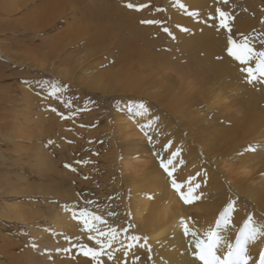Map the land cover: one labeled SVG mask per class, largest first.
<instances>
[{
	"label": "bare ground",
	"instance_id": "obj_1",
	"mask_svg": "<svg viewBox=\"0 0 264 264\" xmlns=\"http://www.w3.org/2000/svg\"><path fill=\"white\" fill-rule=\"evenodd\" d=\"M31 1L0 0V20L10 17L18 8H23V13L26 14L27 11L35 9L34 13H31L35 16L31 24L27 25L18 19L11 21L14 28L15 25L17 27L23 25L20 27L23 30L21 35L24 37L32 34L34 39L31 42L32 48L19 56V64H30L32 70L37 72L32 75L33 82L1 83L0 80V104L6 108H21L15 115L0 112V130L6 135L5 138L12 142L19 156L28 159L39 176L45 177L39 185L40 187L43 185V193L51 191L52 174L61 179L65 178L62 174L64 167L62 161L55 162L53 156H50L51 149L45 147L47 137L57 134L59 139L63 140L62 138L67 135L63 132V124L58 123L49 110L55 109V113L61 111L62 114L66 111V116L72 111L76 123L79 122V125L87 128L91 126L92 119L77 111L82 104L66 102V96L68 98L69 96L53 85L51 79H39L41 73L73 84L91 95L119 98L117 107L109 110L112 122L115 123L113 125L111 122L108 128L111 131L110 141L113 146H110L102 157L104 160L109 158L116 163L115 165L121 166L120 178L126 190L124 203L133 217L139 237L134 245L145 251L146 264H202L193 255L195 238L191 233L195 232L203 238L208 229L216 228L219 214L230 201L235 202V198H239L241 202L234 203L233 215L229 217L231 222L226 227L221 225L220 228L221 234L228 241L235 243L239 229L249 214L257 224L264 225V80L248 83L246 76L244 78L240 76L246 90L243 91L241 88L239 90V85L234 87L237 90H228L234 86L229 85H237V82H240L237 81L240 79L238 75L241 74L238 68L243 66L228 55V36L231 35L237 41L241 38L235 35L236 32L220 33L221 35L218 33L221 44L213 38L209 15L213 10L211 3H207L206 0H178L180 5H183V10L178 7V2L172 6L166 4L164 7L165 21L176 42L182 44L187 37H190L189 40L192 38L189 44L197 54L195 58H199L200 65L208 71H202L200 77L193 72V76L189 75L188 79H183L179 77L180 75L177 77L166 73L168 67H165L164 57L150 49L156 42L155 37H152L153 30L150 31L151 37H145L138 27L139 30L128 37L120 35L114 39L115 36L107 34V25H102L103 19L99 21L101 25L98 33L84 23L76 30L69 24L67 15L73 13L76 0H35L34 3ZM98 1L115 14L129 18L156 13L158 7L155 0H150L152 1L150 5L146 4L148 2L146 0ZM129 2L147 6L139 10L128 9L126 4ZM85 13L93 18L90 11ZM192 17H197L198 23L202 22L204 34H201L202 30L200 32L191 30V26H188L192 22L190 21ZM119 22L120 20L117 23ZM56 23H59L57 27L65 25L73 30L64 35L59 34L60 32L52 33ZM127 24L130 25V22ZM2 27L7 28L4 25ZM130 28L126 27L129 30ZM159 38L160 36L156 38L159 40L156 42L157 46H160ZM79 44L82 46H77ZM6 52L0 49V55L6 56ZM106 60L110 61L111 66L118 65L117 70L110 68ZM249 65L255 66V63L251 61ZM236 69L240 73L237 76ZM26 87L29 90L33 88L35 96H32ZM54 88L59 89L58 93L50 95ZM250 88L254 90L252 93ZM68 90L72 89L68 87ZM232 91L235 94H231ZM243 95L249 100H245V96L243 99ZM62 100L64 102H61ZM59 103L63 105L62 108ZM141 103L145 105V109L140 108ZM201 105L207 106L209 112L206 116L200 115L198 108ZM7 118H10V121ZM81 132L82 138L86 135L88 140L95 139L97 135L95 132L82 129ZM56 140L57 137L52 142L54 147ZM169 142L170 146L165 149ZM93 144H97V141ZM177 150L178 155L173 159V166L176 169L174 176L178 181L193 177L192 183L200 185L194 193L199 199L190 203H185L180 193L171 186L169 176L160 165L161 159L166 160ZM60 157H63L62 154ZM106 163L104 161V166ZM74 175H71L72 179L80 182L79 177ZM105 176L102 182L97 183L99 186L95 189L102 191L108 187L109 175ZM186 188L187 185L185 191ZM90 189L92 192L95 190L92 187ZM92 194L94 193H89ZM95 215L99 216L96 213ZM34 217L42 219L43 215ZM182 219L190 229L187 235L183 231ZM92 224L100 231L107 229V233L111 235V227L106 225L103 218L101 221L92 220ZM57 226V230L62 231L61 235L66 236L65 242L58 241V244H55L50 238L51 235H45L34 240L33 248L27 246L19 253L12 240L1 238L0 264L137 263L135 248L130 246L128 250L123 248L126 246L123 239V242L118 241L122 245L119 246V243L113 242L112 239L103 237L105 245L108 240H111V244L103 247L99 256L94 258L93 255L90 257L89 254H85L87 248L84 240L90 239L85 229L73 222L62 224L61 228L59 224ZM91 233L97 236L94 231ZM100 249L101 245L97 244L96 250ZM226 250V247H222L219 254ZM248 250L253 257L250 264H255L260 251L264 250V236L250 241Z\"/></svg>",
	"mask_w": 264,
	"mask_h": 264
},
{
	"label": "rangeland",
	"instance_id": "obj_2",
	"mask_svg": "<svg viewBox=\"0 0 264 264\" xmlns=\"http://www.w3.org/2000/svg\"><path fill=\"white\" fill-rule=\"evenodd\" d=\"M33 1L35 0H32L31 3H34ZM146 1H148L146 3L147 5L148 4L150 5L152 3V1L150 0H146ZM175 2H178V7L180 8V10H183L178 0H155V4L158 6L156 8V13L151 12L150 14H148V16H136V18L134 16H130L129 18L125 16L121 17L115 14L113 11L108 10L105 7V5L99 4L101 2L98 0H90V1L76 0L74 9H72L73 13H68L67 15H69L68 16L70 21L69 24H71L73 29L75 27L76 30H79V28L84 23L86 25H90L95 31V33H98L100 30L98 28L100 27L101 25L100 23L102 22V25L103 24L104 26L107 25L106 26V28L108 29L107 34H112L113 36H115L114 39L119 38L120 35L128 37V35L132 34L136 30H139V28L142 34L144 33L145 37H151L150 31L153 30L152 37L153 38L155 37V41L157 42L159 40H157L156 38L160 36L159 39L161 40L162 44L160 42V46L159 45L157 46L155 42L154 44H152L150 49L153 52L157 51L162 54V56L164 57L163 60L165 62V67H168L166 73L174 74L177 77L178 75H180L179 77L181 78L183 77V79H186L189 75L193 76V72H194L195 73L194 75H198L200 77L202 71H207V70H205L204 67L200 65L199 58H195L197 54L194 52L193 47L189 44V42L190 43L192 42L191 40L192 38L189 40L190 37H187L185 40H183L184 42H182V44L177 43L175 37L169 31L170 27L165 21L164 7L166 6V4L172 6ZM206 2L211 3L210 5H213L212 13L211 12H209L211 14L208 13L211 17L210 24H212L210 29H212L211 33L213 34V38H215L216 41L219 42V44H221V41L220 39H218L219 37L218 33L223 34L228 31L224 28L218 27L219 15L217 9H220L230 14L231 18L229 20V24L232 30L231 33L235 34L236 32L235 35L240 36V38H242V36H247L249 37L250 42L254 45V47L257 50L264 49V0H212V1L206 0ZM138 5H142V3L141 4L139 3ZM147 5H145V7ZM100 7L102 8V11ZM128 9L135 10V8H128ZM34 11L35 9H31L27 11L26 14L23 13L24 12L23 8L20 9L18 8L15 12H13L14 14L12 13L10 15V17L7 16L0 20V49L3 50L4 52L7 51L6 56L0 55L1 83L10 82V81L17 82L18 84H23V81L25 83L33 82V76L37 72H34L32 70L33 67L30 64H23V63L19 64V60H20L19 56L23 52H28L31 50L33 45L31 44V42H33L34 40L32 38L33 36L32 34H28L29 36L27 35L25 37L24 35H21V33L23 32L21 27H23V25H19V27L15 25L14 28L13 26L14 23H12V21H16L17 19L23 20L25 23H27V25H29L34 20L35 16L31 15V13H34ZM89 11L92 14L93 18H91L90 16L88 17V14L85 13ZM28 12H30V14ZM110 12L112 16L109 15ZM108 16H110L112 19ZM131 17H133V19ZM154 19L155 21H159V20L162 21L153 24L141 23V21H145V20L154 21ZM196 19L198 20L197 17H192L190 20L192 22H190L188 26H191V30L195 29L196 31L199 32L202 30L203 32L201 31V34H204L205 29H203L204 26L202 22L198 23ZM119 20L120 22L118 24L117 22ZM128 22H130V25L127 24ZM59 23L61 24V21ZM59 23H56V27L54 26L55 28H53L54 30L52 31V33L60 32L59 34L64 35V34H69V31L73 30L67 28V26L65 27V25L64 26L61 25L60 27H57ZM108 23L110 24L108 25ZM2 25H4L7 28L4 29ZM213 25H215V27ZM113 26L115 29L113 28ZM123 26H125V28ZM126 27L129 28L131 27V28L129 30L126 29ZM136 27L137 29H135ZM165 28H167L168 31H164ZM123 30L124 32L125 31L126 32L124 33ZM77 46L80 47L82 45L79 44ZM159 47H162V49L160 50ZM194 61L195 63H193ZM253 62L255 63V61ZM106 63H109L110 64L109 66H111L109 60H106ZM248 66L255 67L254 65H243L240 68H238L239 71H241V74L238 72V69H236L237 70L235 71L236 76L238 74H240L238 75L239 78L240 76L243 78L247 76V73L242 71L241 68ZM110 68L117 70L118 65H113ZM243 78L238 79L236 77V80L238 79L237 81L240 82H237L238 83L237 85L236 84L229 85V86H233V85L234 86L229 87L228 90L231 89L237 90V88L234 87L240 86L238 89L240 90L241 88L243 89V91H245L246 89L243 87L245 83L241 82L243 81L242 80ZM39 79L41 80L51 79L53 81V85L59 87L62 93H65L69 96V98L66 96L67 98L66 102L69 103L72 102V104L75 103L76 105L82 104V107L80 106L79 110L77 111L85 115L86 118L91 117L90 119H92V124L88 128L84 127V125L83 126L79 125V122L76 123L77 120L75 119L74 113H72V111L68 112V115L66 116L65 113L66 111H64L62 114L61 111L55 113L54 110L52 109L49 110L51 115L56 118L57 122L63 124V132L67 135L62 138L63 140H60L57 134L46 138L45 144L47 146L45 147L51 149L49 151L51 153L50 156L51 157L53 156L52 159H54L55 162L58 163V160L62 161V165L64 166L63 168L61 167L63 169L62 174H64L65 176L64 179H61L60 177H56L55 175L52 174V179H53L51 181L52 188L51 191L47 193H43V185L41 187L39 186L40 183L42 184V179H45V177H43V175L39 176V174L35 171V168L30 165L28 159H24L23 156H19L17 150L15 151L12 142L7 140V137L5 138L6 135L4 134V132L2 133L0 130V224H1L0 239L2 238L5 240L7 239L12 240V242L14 243V247L17 248L18 253L21 251V249L27 246L28 248H33L34 240L40 239L45 235H49V236L51 235L50 238L52 239V241L55 242V244L58 241H59L58 243H62L66 241L65 239L66 236L63 234L61 235L60 232L62 231L57 230L58 228L57 225L59 224L61 228L62 224L65 225L67 223H72V222L73 224H76L77 226L85 229V231H87L86 233L89 236V238L96 237L93 236V234L88 230V228L84 224L85 218L89 219V223L92 224L91 218L81 216V210H87L88 213L98 214L100 217H102L105 220L106 225L111 227V231H110L111 235L99 236L98 237L99 239L103 241L104 239L103 237L105 238L108 237V239H112L113 242L115 243H119L120 241L123 242V240H125L123 244L128 246L127 248L126 246H124L123 248L128 250L129 249L128 247L131 245V248H135L136 250V260H137L136 264H146L144 260L145 251L143 249L142 250L139 249V247H136L134 245L135 240L131 239L133 235L137 237L138 232L136 231V228L134 226L133 217L127 211L129 208L127 204L124 203V200L126 198L125 196L126 190H125V184L123 180L120 178L121 166L115 165L116 163L113 160L112 161L109 160V158H107L108 160L107 159L104 160V158L102 157L103 153L105 154L108 151V149H110V146H113L112 142L110 141L111 131L108 130V128L110 127L109 124L113 121V119L110 117L109 110L111 108L117 107L118 102L120 101L119 98L116 97H112L113 99L110 97L106 98V97H102L100 94L91 95V93L85 92L83 89L78 88L73 84H68V82L65 81L62 82L60 81L61 79L56 80V78H52L45 73H41ZM216 81L217 80H215V82ZM68 87L69 89L72 90H68ZM44 89L46 88L44 87ZM250 90L251 93L254 91V90L252 91V88H250ZM29 91L31 92L32 96H35L33 88H31ZM77 91L79 94L77 93ZM231 94H235V93L232 91ZM244 96L245 95H243V97ZM245 97L243 99L249 100L247 99V96ZM225 101H228V99H225ZM61 102H64V100H62ZM60 106L62 108L63 105L60 104ZM202 106L203 105L199 106L198 110L200 111L201 116L203 115L206 116L207 115L206 113L209 111L206 109L207 106H203V107ZM19 110H21L20 107H16L15 109H13V107L6 108L0 104L1 113L5 112L6 114L11 113L15 115V113L19 112ZM7 119L10 121V118ZM72 124H74L75 127ZM113 125H115V123H113ZM113 127L115 128V126ZM225 128L230 129V127L228 126H225ZM28 129H30V127ZM81 129L83 131L87 130V132H95L97 133L98 136L96 135L95 139L92 138L91 140L86 139L87 138L86 135L82 138ZM97 130L98 132H96ZM11 134L14 135L13 133ZM56 137H57V140L55 141L56 147H54L52 145V142L54 141V139H56ZM28 140L29 139H27V141ZM94 140L97 141V144H93L95 142ZM29 142L30 141H28V144L30 145ZM29 145H27V147ZM98 149L102 152H100ZM61 154L63 157H60ZM104 161L105 163L107 162L105 164L106 166H104ZM58 168L60 169V166ZM106 173L109 175V177H107L109 178V181L107 182L108 187L102 191L101 189L98 188L95 189V187L99 186L98 184L100 183V181L102 182V179L106 177L105 176L107 175ZM72 174H75L74 176L76 177L78 176L80 182L72 179L71 177ZM50 178L51 176L49 177V179ZM91 187L92 189H95L93 192L90 191ZM89 193H94V194L89 195ZM235 202L240 203L241 201L239 198H235ZM39 214L43 215L42 219L41 218L37 219L34 217ZM230 214H231L230 216H232L233 211ZM44 217H47V219ZM101 232L107 233L108 230L103 229ZM115 233L117 234L115 235ZM84 245L86 246L87 251L89 248L96 249L97 246L96 239L86 238L84 240ZM118 245L122 246L120 243ZM89 256L92 257V254H89Z\"/></svg>",
	"mask_w": 264,
	"mask_h": 264
},
{
	"label": "snow or ice",
	"instance_id": "obj_3",
	"mask_svg": "<svg viewBox=\"0 0 264 264\" xmlns=\"http://www.w3.org/2000/svg\"><path fill=\"white\" fill-rule=\"evenodd\" d=\"M128 8H135L137 10L145 7V5H137L133 3H127ZM183 7V5H180ZM219 15V27L226 29L231 33V27L229 24L230 14L226 13L220 9H217ZM141 23L153 24L159 23V21L145 20ZM164 31H168L167 28ZM227 53L229 56L233 57L236 61L240 62L241 65H249L251 61H255V67H244L241 70L247 73L246 80L248 83H252L255 80H264V49L257 50L254 45L250 42L249 37L242 36L241 40L238 42L231 35L228 36V46ZM59 89L54 88L50 95H56ZM141 109H145L143 103L140 104ZM55 110V109H53ZM151 141V138L149 137ZM171 142L168 145H165V149L170 146ZM177 152H173L172 155L165 159L160 160V165L167 173L171 180V186L181 195V198L185 203H190L193 200L199 199L198 195H195V190L200 187L199 184H193V177H188L186 180L178 181L174 176L176 171L173 166V159L178 155ZM185 185H187L186 191ZM234 201H230L229 204L224 208V210L219 214V219L217 220L216 228H210L205 233L203 238L199 237L195 232H192L191 235L195 238V250L193 255L196 259L202 264H250V261L253 260V257L249 254L248 244L250 241H255L259 236H264V225L257 224L254 221V218L251 214L244 221L243 226L239 229V232L236 236L235 243L228 241L220 231L221 225L227 226L230 221V213L234 209ZM81 216L90 217L93 221H101L102 218L88 213L87 210H81ZM183 225L184 234L187 235L190 232L189 227L186 222L181 220ZM84 224L90 232H96V237H90L91 239H96V243L101 245L100 250L89 248L85 253L86 255L92 254L93 257L99 256L100 252L103 250V247L110 245L111 240H108L107 245L105 242L99 239V236H107L108 233L101 232L95 224H90L89 219H84ZM131 239L138 240L139 237L133 236ZM147 238H145L146 241ZM131 247V245H130ZM226 247V251H223L222 254L221 248ZM255 264H264V250H261L259 253V259Z\"/></svg>",
	"mask_w": 264,
	"mask_h": 264
}]
</instances>
